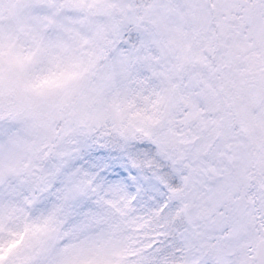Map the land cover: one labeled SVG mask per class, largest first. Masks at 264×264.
<instances>
[{"label":"snow or ice","instance_id":"obj_1","mask_svg":"<svg viewBox=\"0 0 264 264\" xmlns=\"http://www.w3.org/2000/svg\"><path fill=\"white\" fill-rule=\"evenodd\" d=\"M0 264H264V0H0Z\"/></svg>","mask_w":264,"mask_h":264}]
</instances>
